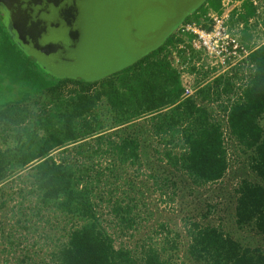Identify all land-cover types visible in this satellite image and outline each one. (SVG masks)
<instances>
[{
    "label": "trees",
    "instance_id": "obj_1",
    "mask_svg": "<svg viewBox=\"0 0 264 264\" xmlns=\"http://www.w3.org/2000/svg\"><path fill=\"white\" fill-rule=\"evenodd\" d=\"M180 42L171 36L165 46L133 66L92 83L54 79L32 58L19 53L21 69H14V75L27 77L14 81L19 98L8 105L11 116H0L3 131H10L15 139V147L0 151V184L9 174L28 169L19 182L36 197L37 205L65 216L71 227L52 255L56 264H172L155 247L144 246L136 254L115 244V235L125 236L133 225L125 191L123 197L111 199L122 187L139 191L141 185L133 184L134 177H117L107 164L95 171L94 164L74 166L69 159L57 161L51 155L61 148L65 153L68 145L76 144L70 150L82 156L88 149L84 146L88 143L82 145L84 140L94 137L96 150L104 148L117 163L132 165L138 160L141 135L139 140L132 137L130 127L123 129L126 134L122 137L109 131L137 119L147 124L140 132L147 131L150 138L169 147L165 157L172 169L196 187L226 175L230 151L247 154L257 182L238 183L235 225L249 227L264 238V44L249 56L244 87L235 91L233 81L222 84V77L206 83V75L196 73V90L185 97L168 48L175 49ZM43 96L47 98L32 112L27 102ZM155 184L162 192L168 187ZM18 190L22 192L23 187ZM0 193L3 195L1 189ZM104 194L107 208L114 203L110 210L113 233L107 231L108 222L98 213ZM192 227L186 253L193 263L264 264V249L245 247L217 227Z\"/></svg>",
    "mask_w": 264,
    "mask_h": 264
},
{
    "label": "rangeland",
    "instance_id": "obj_2",
    "mask_svg": "<svg viewBox=\"0 0 264 264\" xmlns=\"http://www.w3.org/2000/svg\"><path fill=\"white\" fill-rule=\"evenodd\" d=\"M208 4L217 0H208ZM207 9L203 4L187 20L192 21ZM244 42V41H243ZM245 45H247L244 42ZM165 46V44L163 45ZM21 51L15 47L8 35L2 17L0 16V116L10 117L8 109L19 97L15 91V79L27 76L14 75V69H21L19 61ZM25 73V72H24ZM70 89L71 86H68ZM72 89V88H71ZM17 90V87H16ZM67 90V89H66ZM46 96L27 102L32 112ZM105 111H101L104 113ZM137 119L130 124L114 127L109 133H119L124 136V128L130 127L132 137L140 136L138 160L134 164L121 165L105 152L96 150L94 137L85 139L82 145L88 147L81 156L71 151L77 146L68 145L67 152L61 148L51 153L57 160L69 159L74 166L96 165L94 170L108 165L117 177H134L133 184L139 191H129L122 187L112 197H123L125 191L126 203L131 207L129 217L132 220V230L125 236L115 235V244L124 245L139 254L142 247H155L164 258H170L172 264H195L187 256L186 248L189 242L188 231L192 224L200 227L213 226L238 241L245 247L264 249V238L258 236L249 227L237 228L234 220L235 191L241 180L257 182V178L248 167V156L241 151H230L231 165L226 175L212 184L196 187L183 174L172 169L165 153L169 147L162 140L150 138L147 131L140 132L146 123ZM2 122V121H1ZM142 123V124H141ZM146 124V125H145ZM25 123H22V126ZM132 127V128H131ZM0 124V151L15 147V139L9 131ZM170 146V144H168ZM96 154H92V150ZM28 169H22L9 174L0 184V264H56L52 255L56 253L59 244L65 240L66 232L71 227L65 216L58 211L42 208L37 205L35 196L19 180H24ZM131 179V178H128ZM157 185H168L162 189ZM23 191L19 192V188ZM167 189V190H166ZM96 192V191H95ZM97 193V192H96ZM107 195H102L98 211L103 221H107V231L113 233L115 227L110 204L107 208ZM111 210V212H110Z\"/></svg>",
    "mask_w": 264,
    "mask_h": 264
},
{
    "label": "water",
    "instance_id": "obj_3",
    "mask_svg": "<svg viewBox=\"0 0 264 264\" xmlns=\"http://www.w3.org/2000/svg\"><path fill=\"white\" fill-rule=\"evenodd\" d=\"M207 1L0 0V16L46 75L92 83L161 48Z\"/></svg>",
    "mask_w": 264,
    "mask_h": 264
},
{
    "label": "built area",
    "instance_id": "obj_4",
    "mask_svg": "<svg viewBox=\"0 0 264 264\" xmlns=\"http://www.w3.org/2000/svg\"><path fill=\"white\" fill-rule=\"evenodd\" d=\"M243 1L253 9L254 17L264 20V0ZM172 36L181 39L175 49L168 48L171 50L172 66L180 72L185 97L196 90L193 86L196 73L200 74L199 77L206 75V83L219 77H222V84L227 80L233 81L235 91L246 85L252 51L241 40L228 9L204 16L199 21L184 22Z\"/></svg>",
    "mask_w": 264,
    "mask_h": 264
},
{
    "label": "crops",
    "instance_id": "obj_5",
    "mask_svg": "<svg viewBox=\"0 0 264 264\" xmlns=\"http://www.w3.org/2000/svg\"><path fill=\"white\" fill-rule=\"evenodd\" d=\"M224 9L231 12L232 23L237 25L241 40L251 51L264 44V20L254 17L253 9L243 0H217L210 5L207 3V9L192 21H199L204 16L218 14Z\"/></svg>",
    "mask_w": 264,
    "mask_h": 264
}]
</instances>
